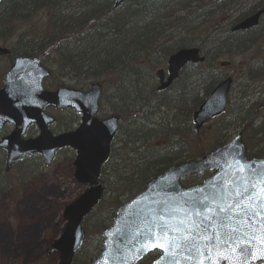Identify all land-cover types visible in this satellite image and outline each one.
Wrapping results in <instances>:
<instances>
[{"label":"water","instance_id":"95a60500","mask_svg":"<svg viewBox=\"0 0 264 264\" xmlns=\"http://www.w3.org/2000/svg\"><path fill=\"white\" fill-rule=\"evenodd\" d=\"M3 1L0 0V5ZM125 1L127 0H114V7L121 6ZM263 14L264 8L233 27L231 33L255 27ZM11 54L10 50L0 47V57H10ZM203 62L197 48L178 50L168 58L166 71L155 72L157 90H168L185 66ZM220 67H226V63H220ZM50 77V72L41 65L39 59L26 56L12 58L0 89V130L5 125H10L13 131L0 140V149L6 151V171L16 162L32 155H40L45 166L50 167L59 150L69 148L76 152L73 164L75 179L89 189L64 209L66 228L46 251L47 256L58 254L59 264H71L73 256L83 243V221L102 199L103 189L98 178L101 167L107 162L110 144L118 132V119L113 116L97 119L102 94L98 84L92 85L85 92L62 87L47 92L43 89V82ZM231 83L230 78L220 82L195 111L192 124L196 132L209 119L218 118L226 112ZM47 106H54L56 110H72L81 115L78 128L53 136L48 127L54 124V119L45 114ZM30 126H35L39 134L34 139L24 140ZM234 158L251 164L258 170H264V159L246 160V150L239 134L198 162L169 167L149 182L144 191L118 209L112 226L102 234L104 240L101 253L89 264H138L154 252L160 255L151 264H264V260L252 258L253 255L264 256V227L260 222L264 216V208L257 207L243 196L237 197L243 174L237 171ZM207 172L214 174L202 185L180 188V180L194 175L202 176ZM238 199L244 206L251 203V208L261 213V216L249 220L250 227L238 224L243 217H236L227 208L228 204H235ZM196 202L199 203L194 207ZM221 207L225 208L224 212L220 211ZM197 212L200 214L197 215ZM249 215L251 216V210ZM205 216L210 219L205 220ZM227 216H232V219H226ZM181 220L184 221L183 224L180 223ZM165 222L177 229L168 232V237H177L173 241L176 246L167 254L150 243L142 248L144 232L152 228L158 233L159 229L155 225ZM197 225L201 231L208 226L209 234H214V230L226 233L232 227L239 226V234L244 238L243 246H247L251 240V254L242 256L237 249L229 248L224 252L213 251L209 260L205 258L208 256V250L204 247L206 242L199 237L194 243L204 253L203 256L196 248L189 251L190 245L180 246L182 238L189 230H196ZM192 234L195 235L196 232L192 231ZM222 256H227L228 259H221Z\"/></svg>","mask_w":264,"mask_h":264},{"label":"trees","instance_id":"16d2710c","mask_svg":"<svg viewBox=\"0 0 264 264\" xmlns=\"http://www.w3.org/2000/svg\"><path fill=\"white\" fill-rule=\"evenodd\" d=\"M263 5L264 0H129L114 8L113 0H6L0 8V42L7 44L15 56H33L50 62L53 76L77 83H99L110 91V102L105 96L102 102L106 100L107 105L116 106L112 107V113L124 122L117 137L125 129L122 135L128 137V141L118 152L122 169L116 171L118 165L109 161L101 175L106 170L111 171L108 177L114 185L110 192L121 189V195L131 198L150 179L179 163L180 159L194 161L204 156V151L196 149L186 157L179 155L182 152L171 157L172 137H167L169 130L156 117L161 110L164 112L166 107L174 106L171 111L176 109L175 117H181L184 127L192 132V113L221 81L219 76L213 77V66L221 58L230 56L232 49L243 52L245 44L241 40L258 27L236 38L229 29ZM38 12H44L43 30L27 29L18 35L15 43L8 44L14 23H27ZM228 22V31L222 33L225 36L206 42L209 31H222L221 24ZM227 42H232L233 48L225 46ZM192 47L201 51L204 64L186 67L167 92H157L153 76L156 68L164 65L176 51ZM186 70L192 71L193 85L201 89L203 96L199 100V93L193 95L192 105L185 109L183 106L187 107L192 93V85L188 92L184 88ZM175 100L177 104L173 103ZM262 105L255 103L247 110L237 111L239 115L244 114V118L236 117L232 126L219 127L217 132L236 129L240 124L245 134L253 129L257 120L245 115L252 111L253 115L259 114L263 109L260 124L263 133ZM172 132L170 135L178 138L179 144L187 142L183 141L180 131ZM222 144L223 139L215 143L216 146ZM247 150L251 153V149ZM113 152L114 148L111 157ZM252 156L264 157V152ZM114 167L116 169H112ZM110 221L98 223L101 232Z\"/></svg>","mask_w":264,"mask_h":264},{"label":"rangeland","instance_id":"374dc122","mask_svg":"<svg viewBox=\"0 0 264 264\" xmlns=\"http://www.w3.org/2000/svg\"><path fill=\"white\" fill-rule=\"evenodd\" d=\"M211 10L212 8L209 9V11ZM229 23L221 24L222 31H209V35H205V37L208 35L206 42L209 43L213 39L225 36L222 33L228 31L227 26ZM14 24L9 35L8 40L10 42L8 44L15 43L18 35L27 29L35 32L42 31L45 24L44 12L35 13L27 23L15 22ZM245 35L247 36L241 40L245 44L243 52L232 49L230 56L221 58L213 66V77L219 76L221 79L231 77L233 80L229 95L230 110L224 117L207 124L199 135L194 134L192 126V132L187 127H184L181 117L180 119L175 117L177 114L176 109L171 111L174 106L166 107L164 112L161 110L162 113L156 117V120L169 130V133H166L167 137H173L170 135L173 134L172 131H175L176 134L177 131L178 133L180 131L183 141L187 140L186 143L180 142V144L178 138L172 140L178 143L179 152H182L179 155L186 157L189 152L194 153L196 149L207 154L218 147L215 145L217 141H222L223 139L224 143H227L238 133L242 135L247 149H251V153L247 152L249 158L254 157L252 155L259 152H264V132H260L263 109L259 114L255 112L256 115H253L254 111H252L245 115L250 120L257 118L253 129L250 130L251 132L246 131L243 134L242 131L244 129L240 124H237L236 129L230 128L225 132H217L219 127L232 126L236 117L244 118V114L239 115L237 111L247 110L255 103L263 104L264 108V18L255 31ZM236 37H239V35L234 36V38ZM231 44L232 42H227L225 46L233 48ZM0 47L9 48L7 44L2 42H0ZM10 62L11 59L0 58V87L2 86L3 75L9 68ZM220 62H229L230 65L221 69L219 67ZM41 64L53 73L54 68L50 62L41 61ZM160 68L164 69L165 65ZM191 73V70H186L184 73L187 76L186 82H184L187 85L184 86L187 92L190 91L189 86L193 85ZM90 86V83H77L67 78H61L59 75H54L52 79L44 84V88L47 91H54L58 87L85 91ZM104 96L108 99L110 91L104 89ZM202 96V92L198 94L199 100H201ZM171 98L174 100L173 96ZM108 101L110 102V99ZM173 103L177 104V100L173 101ZM190 105L192 103L187 105V107L186 105L183 107L186 109ZM112 107L116 106L113 104L111 106L110 104L107 105L106 100H104L99 118L113 115ZM46 113L56 119V124L50 127V131L54 135L70 132L79 125V115L71 111H57L49 107L46 109ZM121 124L123 126L124 122L122 121ZM11 131V126L3 128L0 132V139L9 135ZM125 131V129H122L121 133L125 134ZM255 133H257V136H255ZM37 135L38 131L36 128H30L24 139H33ZM75 155V152L71 149L62 150L56 155L50 167L45 166L40 155H35L15 164L10 171L6 172L5 152L0 150V264H59V255L47 256L46 251L53 242L60 238L66 228L67 222L63 219L64 209L89 189L87 185L79 184L75 179V168L73 166ZM199 160L200 158L193 162ZM187 162L191 161L183 158L180 159L179 163L184 164ZM121 169V166H118L116 171ZM110 172L106 170L100 175L99 181L103 189L105 190L106 187L109 192H103L102 201L84 220L82 228L86 234L85 242L81 250L73 256L71 264H87L97 258L102 249L101 230L97 226L98 223L103 221L105 224L112 220L116 209L130 199L124 194L121 195V189L117 192L112 189L114 192H110L111 185H114L112 179L108 177ZM208 176V173L202 177L191 176L182 180L181 185L183 187L199 185ZM156 177L150 179L148 183ZM111 224L112 222L110 221L107 228ZM157 257L158 253H153L139 264H150Z\"/></svg>","mask_w":264,"mask_h":264},{"label":"snow or ice","instance_id":"6c2138e0","mask_svg":"<svg viewBox=\"0 0 264 264\" xmlns=\"http://www.w3.org/2000/svg\"><path fill=\"white\" fill-rule=\"evenodd\" d=\"M234 163L237 166V171L242 175V180L240 184V188L237 190V197L243 196L250 202H254L257 207L264 208V170H258L255 166L247 163L241 162L239 159L234 158ZM251 190V191H250ZM247 194V195H245ZM260 197V199H257ZM199 202H196L193 206L195 207ZM227 208L229 211H233V215L236 217H243V219L238 221V224L251 226L248 222L255 216H261V213L256 211L254 208H251V203L249 206H244L242 201L239 199L235 204H228ZM235 209H239V211H235ZM251 210V216L249 215V211ZM221 212L225 211V208H220ZM197 215L200 213L197 212ZM163 219V217H161ZM205 220H209L208 216L204 217ZM226 219L231 220L232 216H227ZM261 226L264 227V216L261 217ZM181 224L184 223L183 220L180 221ZM194 223V222H193ZM223 223V222H221ZM227 226V225H225ZM156 228L159 229V232H155L152 228L147 229L144 232V241L141 242L142 248L145 245L151 244L153 247L161 248L165 251V253H169L173 247L176 245L173 244V241L177 239V237L172 236L168 237V232L170 230H177L173 226H170L168 223H159L155 225ZM199 226L197 225L196 230H189V232L182 238L180 246H188L189 251L192 248H196V251L203 256L204 253L201 252L200 248L194 243L197 240V237L205 240L204 247L208 250V256L206 259L211 260L213 251L215 252H224L229 248H234L239 251V254L242 256L250 255V245L251 240L248 241L247 246L244 245V238L240 235V227H232L229 232L221 233L214 230V234H209L208 226H205L204 229L198 230ZM192 231H195L196 234L193 235ZM253 259L259 258L264 260V256L256 257L252 256ZM221 259H228L227 256H222ZM218 264V262H217Z\"/></svg>","mask_w":264,"mask_h":264},{"label":"bare ground","instance_id":"6f19581e","mask_svg":"<svg viewBox=\"0 0 264 264\" xmlns=\"http://www.w3.org/2000/svg\"><path fill=\"white\" fill-rule=\"evenodd\" d=\"M178 78H179V76H178ZM194 89L196 90L195 92H194ZM200 91H201V89L199 87H197L196 85H192V93H191V95L189 97V100L187 101V103H188L187 105L192 103V101H191L192 96L195 95V94L201 93ZM175 138H176L175 136L172 137L171 141L174 140ZM127 141H128V137H126L125 135H122V134L119 137H114L113 138L112 143L110 144L108 159H107V162L104 165H106L109 161L114 162V165L115 164L118 165V166L123 165V163L117 157L119 156L118 152L120 151V149L122 147H124V144L127 143ZM113 148H114V152H113V155L111 157V151H112ZM169 153L171 154V157H173L172 154H177V155L179 154V146H178V144L175 141H172ZM104 165L101 167V169L104 167ZM179 165H183V163H178V164H176L174 166H179ZM101 186H102V184H101ZM83 242H85V240Z\"/></svg>","mask_w":264,"mask_h":264}]
</instances>
